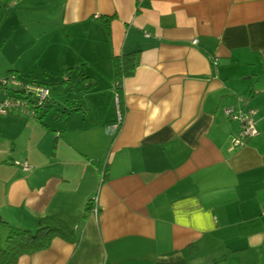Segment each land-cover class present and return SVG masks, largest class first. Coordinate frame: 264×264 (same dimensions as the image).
Wrapping results in <instances>:
<instances>
[{
    "label": "crops",
    "instance_id": "1",
    "mask_svg": "<svg viewBox=\"0 0 264 264\" xmlns=\"http://www.w3.org/2000/svg\"><path fill=\"white\" fill-rule=\"evenodd\" d=\"M3 4L31 12L45 65L90 76L85 107L50 95L35 116L0 114V247L9 225L52 217L75 236L15 264H264V0ZM135 50L118 83L114 56ZM228 106L256 110L241 148Z\"/></svg>",
    "mask_w": 264,
    "mask_h": 264
},
{
    "label": "rangeland",
    "instance_id": "2",
    "mask_svg": "<svg viewBox=\"0 0 264 264\" xmlns=\"http://www.w3.org/2000/svg\"><path fill=\"white\" fill-rule=\"evenodd\" d=\"M8 9L9 18L2 25ZM14 13L21 15L22 19L19 20L17 17H14ZM30 15L31 12L24 13L15 7L8 8L5 4L0 6V67L5 64L4 62L18 61L21 67L27 69L30 77L38 78L42 84L47 86L50 90L49 97L50 95H55V99H61L62 101L70 100V105L73 108H78L79 104H83V107H85L89 84L88 75L79 71V66L63 70L60 66L56 65L55 61L58 59L55 61L50 59L49 65H45V60L37 58L38 53L42 55L45 48L49 46V42L46 41V38H40L37 41L38 38L34 36L37 28L33 21L35 18L31 17L32 21H29ZM25 16H29L26 22L23 19ZM59 30L61 31V29ZM54 33L56 34L53 41L54 47L59 48L60 45H63L61 40H59L62 33H58V31H54ZM28 34H31L32 37L30 36L26 39L25 37ZM6 35L10 36L6 38ZM46 70L50 72L47 74ZM103 79L105 80V77ZM107 97L105 94V98Z\"/></svg>",
    "mask_w": 264,
    "mask_h": 264
},
{
    "label": "built area",
    "instance_id": "3",
    "mask_svg": "<svg viewBox=\"0 0 264 264\" xmlns=\"http://www.w3.org/2000/svg\"><path fill=\"white\" fill-rule=\"evenodd\" d=\"M194 42H197L195 39ZM0 91L3 97L0 99V114L10 112H21L28 116L37 115L39 109L47 103L49 99V89L46 85L36 80H27L18 77L16 74L0 76ZM226 115L239 121V130L232 138V149L241 148L247 140L258 133L255 112L253 107L236 108L228 106L224 108ZM24 170L31 169V164L27 161H18ZM96 199V198H95ZM94 199L95 211L97 201Z\"/></svg>",
    "mask_w": 264,
    "mask_h": 264
},
{
    "label": "trees",
    "instance_id": "4",
    "mask_svg": "<svg viewBox=\"0 0 264 264\" xmlns=\"http://www.w3.org/2000/svg\"><path fill=\"white\" fill-rule=\"evenodd\" d=\"M113 60L115 79L120 83L124 77L134 74L140 61V50L114 56ZM13 73L24 80H32L23 74ZM92 207L93 202L90 201L88 210H91ZM55 236H63L70 240L75 239L69 226L58 218L42 219L35 228L9 225L5 243L0 247V264H15L20 254L48 247Z\"/></svg>",
    "mask_w": 264,
    "mask_h": 264
}]
</instances>
